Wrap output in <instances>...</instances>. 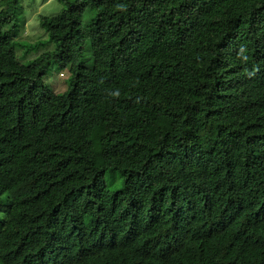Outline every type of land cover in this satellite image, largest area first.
I'll list each match as a JSON object with an SVG mask.
<instances>
[{"label":"trees","instance_id":"1","mask_svg":"<svg viewBox=\"0 0 264 264\" xmlns=\"http://www.w3.org/2000/svg\"><path fill=\"white\" fill-rule=\"evenodd\" d=\"M57 1L0 0V264H264V0Z\"/></svg>","mask_w":264,"mask_h":264},{"label":"rangeland","instance_id":"2","mask_svg":"<svg viewBox=\"0 0 264 264\" xmlns=\"http://www.w3.org/2000/svg\"><path fill=\"white\" fill-rule=\"evenodd\" d=\"M21 4L22 8L19 15L24 23L21 26L19 39L30 43L44 39L46 34L39 25L38 17L40 15L53 16L58 14L61 9V4L57 0H21ZM49 48H51V46L39 48L38 51L30 52L26 56V59H32ZM21 53L22 50L18 49L17 54L20 55ZM89 54V51L85 52L84 60L88 59ZM58 66V62L52 61V63H49V67L46 71L48 74L44 76L43 80L46 84H49L54 92H63L66 88L68 71L66 68L64 70H59L57 69ZM106 180L111 189H116L120 185L119 180L111 182L109 175L106 176Z\"/></svg>","mask_w":264,"mask_h":264}]
</instances>
